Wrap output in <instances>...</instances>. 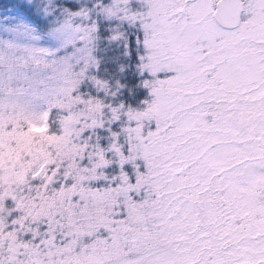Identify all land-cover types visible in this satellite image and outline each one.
<instances>
[{
	"label": "snow or ice",
	"instance_id": "1",
	"mask_svg": "<svg viewBox=\"0 0 264 264\" xmlns=\"http://www.w3.org/2000/svg\"><path fill=\"white\" fill-rule=\"evenodd\" d=\"M0 264H264V0H0Z\"/></svg>",
	"mask_w": 264,
	"mask_h": 264
}]
</instances>
